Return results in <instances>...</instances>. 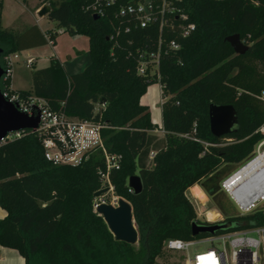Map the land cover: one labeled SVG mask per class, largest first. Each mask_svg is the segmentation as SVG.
Segmentation results:
<instances>
[{"label":"trees","instance_id":"obj_1","mask_svg":"<svg viewBox=\"0 0 264 264\" xmlns=\"http://www.w3.org/2000/svg\"><path fill=\"white\" fill-rule=\"evenodd\" d=\"M40 1L47 2V17L58 30L88 39L90 63L69 76L52 59L31 73V92H16L45 100L57 114L102 126L107 153L120 157L108 179L114 196L133 208L138 248L114 241L94 212L93 194L104 189L100 172L106 171L100 153L88 154L76 167L53 166L43 157L41 139L29 132L0 145V208L6 213L0 247L15 250L24 264H155L165 241L195 239L191 224H202L185 192L193 186L197 197L194 185L208 181L213 196L219 177L249 161L264 139V103L257 98L264 91V0L178 4L195 30L177 39L179 52L161 60L162 137L153 134L149 109L140 104L156 77L136 72L138 51L155 49L156 32L122 30L111 41L109 22L82 9L87 0ZM1 10L2 3L0 69L3 56L55 43L56 32L43 34L37 26L2 29ZM233 35L249 37L253 45L246 54L235 55L226 42ZM211 104L234 108L232 134L211 135ZM131 176L141 180L139 194L129 192ZM222 222L232 225L230 231L249 229L263 225L264 213L227 215Z\"/></svg>","mask_w":264,"mask_h":264},{"label":"built area","instance_id":"obj_2","mask_svg":"<svg viewBox=\"0 0 264 264\" xmlns=\"http://www.w3.org/2000/svg\"><path fill=\"white\" fill-rule=\"evenodd\" d=\"M181 1L87 0L82 8L85 12L90 13L92 17L96 16L98 19L109 22L111 32L108 39L111 41L122 30L129 32L131 29H150L156 32L155 49L150 52L138 51L136 72L141 76L151 75L156 77L157 83L155 85L159 88L161 103L165 100L159 72L161 60L168 53L179 52L181 46L177 39H186L195 30V25L188 22L187 16L181 13L178 8ZM253 3L255 5L259 4L258 2ZM62 33H64L62 29L56 32V34ZM248 39L249 37L243 40L240 39V42L250 48L253 43ZM49 44L53 45L52 42H49ZM17 58V54L2 57L1 95L21 114L27 117H38L39 123L35 131L21 130L9 133L2 144L20 138L26 132L37 134L41 139L43 157L53 166L76 167L86 159L88 154L98 152L106 165L105 173L100 172L104 188H108L109 192H113L108 173L112 169L118 170L120 157L107 153L101 137L102 126L57 114L50 109L45 100L33 95L23 96L13 90L11 88L13 60ZM31 65L32 61L28 60L26 66L30 68ZM257 98L264 103V91ZM259 133L264 135V125L259 129ZM153 134L162 137L164 131L160 127L155 129ZM192 140L204 147L209 146L205 142ZM255 150L249 161L242 167L255 157L264 154V139L256 146ZM153 157L154 153H150L149 158L152 159ZM229 178L222 183L221 188L237 207L238 215L245 216L258 212L255 209L264 201V195L254 203L247 205L239 195L230 190ZM261 182H264V175L261 176ZM129 192L133 193L131 189H129ZM117 199V197L114 198L113 204ZM100 203L107 202L101 200V198L94 200V209ZM262 211L264 213V210ZM219 221L221 222L223 219L216 222ZM213 223L214 221L209 220L205 215V221L202 224L210 225ZM203 244L208 245L209 248L202 249ZM192 249L193 252L190 254ZM163 251L183 253L185 256L184 264H264V222L263 225L253 228L219 232L214 236L195 237V239L189 241L169 239L164 242Z\"/></svg>","mask_w":264,"mask_h":264},{"label":"water","instance_id":"obj_3","mask_svg":"<svg viewBox=\"0 0 264 264\" xmlns=\"http://www.w3.org/2000/svg\"><path fill=\"white\" fill-rule=\"evenodd\" d=\"M49 12V6H43L39 10L38 16H47ZM93 19L97 20L98 18L93 16ZM226 42L235 55H244L249 51V48L240 42L238 35L228 37ZM2 74L3 71L0 69V78ZM208 118L210 133L215 138L228 136L235 131L236 112L230 105H209ZM38 123V117H27L21 114L12 104L3 99L0 90V145L9 133L21 130L35 131ZM127 186L134 194H139L142 191L141 180L138 176L129 177ZM107 193H109L108 188L101 189L93 194V198L95 201L99 200ZM94 212L102 218L114 241L123 242L130 246L138 244L139 236L134 222L133 208L129 202L123 198H118L114 204L100 203L96 205ZM215 222L210 225L193 222L191 224L192 237L214 236L219 232H227L232 229L230 223Z\"/></svg>","mask_w":264,"mask_h":264},{"label":"rangeland","instance_id":"obj_4","mask_svg":"<svg viewBox=\"0 0 264 264\" xmlns=\"http://www.w3.org/2000/svg\"><path fill=\"white\" fill-rule=\"evenodd\" d=\"M59 3L63 0H54ZM45 2V1H44ZM43 1L40 0H27L28 7L22 3L21 0H0V3H3L2 10V27L13 29L14 31L20 30L23 27L33 24L35 20H37L38 16L35 11L41 6ZM47 3V2H45ZM36 5V9L34 8ZM47 6V5H45ZM39 12V11H38ZM37 12V13H38ZM44 18H47L46 16ZM41 27L43 29H50L54 32H57V25L55 22H50L48 20H44L41 23ZM53 32V33H54ZM69 36L68 34L65 37ZM83 40V39H82ZM65 47V44H64ZM46 54H49L50 49L46 47L42 49ZM38 67V66H37ZM260 68V67H259ZM34 70H31L26 66V61L23 57L18 56L17 59L13 60V68H12V78L11 84L16 89H22L23 91H31L32 90V82H31V73ZM142 102L146 103L151 111V117L157 123L161 122V101L159 96V88L157 85H151L147 88L146 94L142 98ZM164 102V101H163ZM154 107V109H152ZM256 151V150H255ZM242 166H237L235 170L228 171L224 173L223 176L219 177L216 185V192L213 196H209L207 193V187H211V183L208 184V181H202L199 184L194 185L196 189V196H193L191 193L190 187L186 192V198L191 202L194 212L196 214L197 221L203 223L205 221V215H207L209 220L217 221L222 220L227 215H235L238 214L239 211L231 199L228 197L226 193L222 191V183L227 180L230 176H232L236 171H238ZM204 185V186H203ZM211 185V186H210ZM113 192H109L101 197V200L107 203H113L114 201ZM257 211L264 210V201L256 207ZM217 216L216 220H213L214 217ZM135 249L138 248L137 245L133 246ZM202 249L206 250L209 248L208 245L203 244L201 246ZM193 249L190 254H192ZM185 256L183 253H173L166 252L162 257L156 259L155 264H184Z\"/></svg>","mask_w":264,"mask_h":264},{"label":"crops","instance_id":"obj_5","mask_svg":"<svg viewBox=\"0 0 264 264\" xmlns=\"http://www.w3.org/2000/svg\"><path fill=\"white\" fill-rule=\"evenodd\" d=\"M4 1V0H3ZM44 2V1H43ZM46 3L44 2L41 6L36 9V15L38 16V11L45 6ZM28 7V4H27ZM2 10H3V3H2ZM1 10V12H2ZM45 17V16H44ZM39 17L33 24L27 25L28 27L37 26L41 33L43 34H51L54 31L50 29H43L41 27V23L47 18ZM51 22V21H50ZM1 27H2V13H1ZM2 29H9L3 28ZM67 33L57 34L55 43L53 45L47 44L45 46L34 47L30 48L21 52L16 53L17 57L21 56L26 61L31 60L32 65L30 67L31 70H39L49 66L50 61L52 59H56L60 62L61 66L65 73L69 76L79 74L84 71L87 65L90 63V57L88 53V39L84 36H67ZM83 39V40H82ZM65 44V47H64ZM49 47L50 52L46 54L42 49ZM38 66V67H37ZM33 72V71H32ZM11 88L15 91H23L22 89H16L11 84ZM27 92V91H26ZM31 92V91H28ZM146 94V93H145ZM144 96V95H143ZM140 99V104L143 106L148 107L150 115L151 111L149 106L146 103L142 102V98ZM160 96V92H159ZM162 105V103H161ZM154 109V107L152 108ZM152 124L155 126V129L162 127V115H161V122L157 123L155 120L152 119ZM160 137V136H159ZM6 216V213L3 209L0 208V221ZM0 264H24L23 258L15 251L7 248L0 247Z\"/></svg>","mask_w":264,"mask_h":264},{"label":"bare ground","instance_id":"obj_6","mask_svg":"<svg viewBox=\"0 0 264 264\" xmlns=\"http://www.w3.org/2000/svg\"><path fill=\"white\" fill-rule=\"evenodd\" d=\"M262 175H264V154L255 157L236 171L229 178L228 185L234 194L239 195L243 202L249 205L264 195V182H261ZM216 219L217 216L213 218V220Z\"/></svg>","mask_w":264,"mask_h":264}]
</instances>
